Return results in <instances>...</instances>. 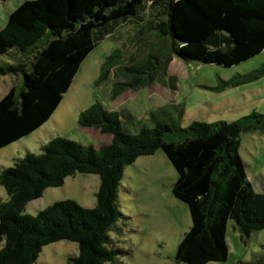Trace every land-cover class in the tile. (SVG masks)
<instances>
[{
  "label": "trees",
  "instance_id": "trees-1",
  "mask_svg": "<svg viewBox=\"0 0 264 264\" xmlns=\"http://www.w3.org/2000/svg\"><path fill=\"white\" fill-rule=\"evenodd\" d=\"M126 19L138 27L134 37L151 34L156 41L132 40L146 51L137 55L125 54L122 42L103 58L95 83L113 68L120 77L111 83V98L143 87L158 72L164 76L172 56L231 66L264 48V0H22L0 27V56L11 60L0 62V75L19 76L18 86L0 96V148L50 117L87 53ZM263 74L264 63L220 86ZM77 123L109 134V142L94 149L54 136L39 153L27 152L0 169L7 193L0 201V264H31L42 246L58 240L76 244L67 264L113 262L117 251L108 246V231L121 216L117 190L123 168L157 149L176 173L170 192L186 205L190 219L175 247V263L224 261L228 220L241 237L264 229V192L254 191L238 154L241 132L264 134V114L184 127L154 120L130 133L116 111L95 102L78 112ZM74 172L97 175L92 207L63 199L34 215L22 212L27 201Z\"/></svg>",
  "mask_w": 264,
  "mask_h": 264
},
{
  "label": "rangeland",
  "instance_id": "rangeland-1",
  "mask_svg": "<svg viewBox=\"0 0 264 264\" xmlns=\"http://www.w3.org/2000/svg\"><path fill=\"white\" fill-rule=\"evenodd\" d=\"M22 0H0V27L7 14ZM137 28L132 22L122 23L115 35L105 36L81 61L66 92L50 117L27 135L0 148V169L12 165L27 152L37 154L50 138L60 136L90 145L96 149L106 145L110 135L94 127H80L78 112L98 102L114 110L122 127L134 133L141 126H152L154 120L184 127L191 121H232L252 111L264 114V74L237 85L220 86L221 81L249 73L264 63V48L252 57L221 66L193 59L184 62L172 56L165 75L159 72L137 89L126 88L111 98V83L119 79L116 68L107 78L95 83L103 58L116 48L125 54H143L132 40L140 43L156 41L153 35L134 37ZM128 34L130 37H124ZM139 38V39H138ZM137 41V42H138ZM158 42V41H157ZM132 43V44H131ZM138 50H137V49ZM140 51L139 53H137ZM11 60L0 56V62ZM19 76L0 75V96L10 86H18ZM218 87V89H216ZM238 154L245 174L256 192H264V134L244 131L239 134ZM176 173L160 149L150 155L138 156L123 168L117 190V205L121 216L108 231V246L117 251L114 261L105 264H181L175 263V247L190 224L186 205L170 192ZM98 177L92 173L74 172L57 187L45 188L40 197L27 201L23 213L34 215L56 200L71 199L83 207H92ZM7 199L0 185V201ZM224 261L205 264H264V229L253 230L247 238L232 230L227 221ZM76 244L58 240L41 247L31 264H67L76 254Z\"/></svg>",
  "mask_w": 264,
  "mask_h": 264
},
{
  "label": "crops",
  "instance_id": "crops-1",
  "mask_svg": "<svg viewBox=\"0 0 264 264\" xmlns=\"http://www.w3.org/2000/svg\"><path fill=\"white\" fill-rule=\"evenodd\" d=\"M127 22H130V20H127V19H126L125 21H122V22L118 23V24H117V25H116L111 31H109L108 33H106V35H104V37H105V36H110V35H112V34H113V35L117 34V33H116L117 30H118L117 27H118L120 24H122V23H127ZM136 31H138V27H137V28L135 27V29H134V31H133V34H132L133 36L135 35ZM117 36L119 37L118 34H117ZM123 36H124V37L126 36L127 38L130 37L128 34H124ZM121 44H122V43H121ZM45 122H46V121H45ZM232 230H236V229L233 227V225H232ZM225 237H226V235H225Z\"/></svg>",
  "mask_w": 264,
  "mask_h": 264
}]
</instances>
